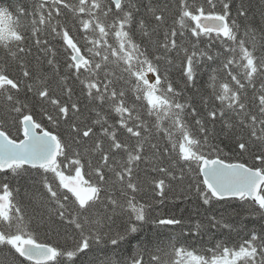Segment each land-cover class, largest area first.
Returning a JSON list of instances; mask_svg holds the SVG:
<instances>
[{"label":"snow or ice","instance_id":"snow-or-ice-1","mask_svg":"<svg viewBox=\"0 0 264 264\" xmlns=\"http://www.w3.org/2000/svg\"><path fill=\"white\" fill-rule=\"evenodd\" d=\"M174 7L0 0V264H264V0ZM148 168L157 203L197 208L194 225L151 223L211 233L207 247L140 238ZM231 202L255 225L238 242L213 231L234 230L217 215Z\"/></svg>","mask_w":264,"mask_h":264},{"label":"trees","instance_id":"trees-1","mask_svg":"<svg viewBox=\"0 0 264 264\" xmlns=\"http://www.w3.org/2000/svg\"><path fill=\"white\" fill-rule=\"evenodd\" d=\"M160 3H168L171 6V11L175 10V5L177 3V0H159ZM191 2V0H190ZM254 7L259 4V0H252ZM75 34V33H74ZM77 39H79V36H77ZM55 47L58 50V56L57 59L60 62V68L61 71L64 70V59L65 54L63 49L61 48V44L59 41V45L54 44ZM3 53L0 52V56H2ZM163 68V65H162ZM47 71V69H45ZM179 77V71L176 69H173L171 71V79L177 80ZM207 80V74H204L201 78H199V83H203V81ZM69 84L77 89L78 92V85L73 83V81H69ZM83 105V102H82ZM46 123V122H45ZM141 168H146L145 165H141ZM86 172L89 170L86 168ZM148 175H147V181L142 185V191L137 194V200L145 203L146 205H151V208L149 210V216H150V222L145 225L140 233V238H150L153 240V243H160L164 242L167 243L170 240L176 239L179 240L180 244L188 245L191 248H199V247H207V241L210 239L211 233L208 235L201 236H193V235H181L182 231L187 232V229H181L177 226H163L158 227L155 224L151 223V218H166L169 215H175L178 218H183L185 220V223H188L187 218L189 216L193 217V225L196 222V204H195V197L192 198V200L185 201L183 199L175 197L171 192L167 194V196L164 198L163 203H157L156 201L159 200V197H156L152 186L150 184V181L153 176H155V173H151L150 168H148ZM86 179L90 178L89 176L85 177ZM167 182V181H166ZM24 195V189H21V197ZM22 203L25 205L27 211L29 214H36L37 219L39 218V213L42 211L38 205L37 202L32 201L30 202L27 199H22ZM247 207L246 205H241L239 202H231L230 204L224 205L223 207L217 206V215L224 214L226 219H228L229 223H232L234 226V230L229 231L228 229H216L213 230L215 233V236L217 239H226L230 242H238L240 241L244 236V231H240V225L241 223H244L247 225V227L250 229L254 227V222L250 218L245 217V213L243 211V208ZM202 211V210H201ZM239 212V216H236L235 213ZM120 225V220L116 219L115 223L112 224L113 229H116ZM34 228L37 231L39 237L41 240H51L53 242L57 241V236L55 232L53 231L51 234L49 233V229L47 225L40 226L36 222H34ZM194 231V229H193ZM239 233V234H238ZM203 240L205 243L202 245L200 242ZM62 242V241H61ZM179 246V245H177ZM3 253H0V257H2ZM145 261L148 260V256L145 255L144 257Z\"/></svg>","mask_w":264,"mask_h":264}]
</instances>
